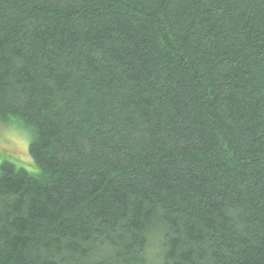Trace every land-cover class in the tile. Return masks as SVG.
<instances>
[{"label":"trees","instance_id":"trees-1","mask_svg":"<svg viewBox=\"0 0 264 264\" xmlns=\"http://www.w3.org/2000/svg\"><path fill=\"white\" fill-rule=\"evenodd\" d=\"M0 123V264H264V0H0Z\"/></svg>","mask_w":264,"mask_h":264},{"label":"rangeland","instance_id":"rangeland-1","mask_svg":"<svg viewBox=\"0 0 264 264\" xmlns=\"http://www.w3.org/2000/svg\"><path fill=\"white\" fill-rule=\"evenodd\" d=\"M29 140L28 133L16 125L0 123V162L7 160L17 168L36 173L37 169L28 153ZM156 252L157 248L152 245L151 254Z\"/></svg>","mask_w":264,"mask_h":264}]
</instances>
